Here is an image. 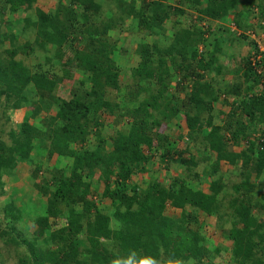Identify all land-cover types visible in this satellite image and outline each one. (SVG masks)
<instances>
[{"label":"trees","instance_id":"trees-1","mask_svg":"<svg viewBox=\"0 0 264 264\" xmlns=\"http://www.w3.org/2000/svg\"><path fill=\"white\" fill-rule=\"evenodd\" d=\"M37 1L0 0V94L8 96L14 111L27 108L19 130L9 132L12 148L5 154L6 148L0 145V186L4 177L12 176L20 163L30 161L44 145L60 163L47 168L41 182H37L39 172L33 174L34 188L46 201L30 219L36 226L31 237L11 239L30 251V261L23 263L118 264L124 259L128 264H157L167 257L182 264H215L220 248H211L202 228L191 225L200 222L198 212L214 215L223 198L230 210L233 264H264L259 257L264 251V221L253 213L254 209L264 211V194L260 199L254 196L251 182L264 177V72L258 70L264 68V52L245 34L252 28L249 4L243 0H176L177 6L169 0H55L56 8L50 12L36 8L35 18H15L21 11H32ZM186 5L207 23L205 32L182 26ZM256 5L264 19V0ZM232 13L237 30L242 31L237 36L239 44L250 47L253 58H261L255 62L242 58L230 84L222 89L206 76L222 72L223 44L203 54L198 47L212 34L211 24L228 22ZM173 18L178 19L172 23L170 41L165 46L141 44L137 50L141 60L131 70L140 81L157 84V90L147 86L148 98L123 111L108 97L109 90H120V70L113 59L118 46L111 32L130 21L132 31L165 33L167 21ZM222 32L229 31L222 28ZM34 55L40 62L29 61ZM171 69L181 73L178 85L186 94L175 102L169 92ZM76 73L89 79L79 82L85 92L73 90L68 100L58 96L60 84L73 80ZM182 80L191 86H184ZM219 102L229 111H219L227 120L218 124L209 112ZM53 109L56 113L50 114ZM92 112L115 116V125L124 119L131 122L106 138L100 131L103 124L91 117ZM42 113H46L42 121L46 130L34 123ZM179 115L185 117L196 151L180 161L168 146L169 135L159 131ZM257 130L258 137L253 135ZM91 136L95 144L88 146ZM147 143L150 147L145 152L142 145ZM242 144L245 148L235 154L232 147ZM150 152L158 154L167 168L178 162L186 175L172 178L166 186L159 180L149 181L147 188L130 183L133 176L148 172ZM221 162L235 168L232 173L239 182L226 183L228 175L220 173ZM200 164H206L204 174L217 176L207 191L198 189L203 182L196 171ZM96 171L100 172L97 181L104 184L100 197L111 202L110 211L102 210L91 192ZM169 208L181 210V217L170 216ZM4 209L6 219L24 218L13 200ZM58 220L65 224L54 229ZM82 234L89 243L83 248L79 245Z\"/></svg>","mask_w":264,"mask_h":264},{"label":"rangeland","instance_id":"rangeland-1","mask_svg":"<svg viewBox=\"0 0 264 264\" xmlns=\"http://www.w3.org/2000/svg\"><path fill=\"white\" fill-rule=\"evenodd\" d=\"M137 1L141 2V0ZM243 1L249 4V6L251 7V11L253 12V15L249 21L250 24H252V28L247 30L245 34L249 36L250 39L255 41L261 52H264V19H261L259 17V9L256 5L261 0ZM169 4H172L174 6L178 5L176 0H169ZM184 7L186 10V15L180 17L182 26L192 28L196 27L197 29L200 28L203 32H205L208 27L207 23L199 20V18H197L196 12L192 9H189L187 5ZM36 8L44 10L45 12H50L54 8H56V1L38 0L34 5L32 11H21L18 13V15H15V18L23 19L26 15L35 18ZM234 17L235 16L232 13L229 16L228 22L215 21L214 23H212V34L206 35L208 39L204 44H201L198 47V52L203 54L207 51H212L214 49V46L223 44V53L220 56V63L223 67L222 72L220 74L211 72V74L206 76V79L213 80V82L216 85H220L222 89H225L230 84L231 77L235 73L234 69L238 65L243 63V61H241L242 58L248 59L251 57L252 59H254L252 57L253 52H250V47L239 44V37L237 36H239L242 31L237 30L234 24ZM177 19L178 18H173L171 19V21H167V31L165 33L150 34L149 31H132V29H130V21L123 23V26L120 25L117 30L111 32V40H117L118 46V49L113 54V59L120 70V90H109L108 97L113 102L119 104L123 111L133 108L138 103L148 98L149 93L147 86L151 87L153 91H156L158 88V85L154 82L140 81L136 76H134L133 72L131 71L135 66L139 64L141 60V57L137 52L139 46L141 44H152L154 42H158L162 46H165L170 41L169 36L173 32L172 23ZM222 28L228 29L229 32L223 33ZM236 33H238L234 38L236 41L231 47V39ZM240 41L243 42V40ZM236 48H238V50L239 48H241V52L238 53ZM259 58H261V56ZM259 58H255V60ZM165 60L168 64H170V58H166ZM29 61L38 63L40 62V58L34 55ZM258 70H262V73L264 72V68L260 67L258 68ZM171 71L172 78L170 77L171 85L169 92L171 94L170 96H174L172 99L175 102L177 101V99L185 98L186 94L181 91L182 87L178 85V79H180L181 73L174 69H171ZM81 80H85L86 82H88L89 79L80 73H76L73 80H64L58 88L57 95L68 100L72 97L71 91L73 90H78L80 92L83 91L84 93V87H82L79 83ZM183 84L184 86H191V83H189V81H183ZM6 96L7 95L5 94H0V145H3V147L6 148L5 150H3L5 154H7L9 148L11 149L14 145L9 132L12 129L19 130L18 126L23 122L27 112V108L14 111L10 106L11 103L7 98L8 96ZM222 99L223 98L221 97L220 100L222 101ZM229 99L230 101H232L234 98L230 97ZM220 102L214 104V109L209 112L214 117L215 122L218 124L222 122L221 120H224V118L225 120H227L226 117H224L225 115L220 114L219 111H222L225 114H227L229 111V107L224 106ZM55 113V109L50 112V114ZM44 116H46V113H42L41 117L34 121L35 125L39 126L42 130H46L48 128L46 123L45 125L44 123H42ZM91 117L97 118L103 124V126L100 128V131L101 134L106 138H110L111 136H113L116 128L126 127L125 125L128 126L131 122L128 119H124L119 125H115V116L106 113L97 114V112H92ZM159 131L163 134L169 135L170 142L168 146L170 150L175 152L176 155L178 154V161H180L181 158H190L191 155L193 156V154H196L194 145L189 139V131L186 126L185 117L183 115L177 116L169 125H162ZM254 134L256 137H258L260 132L257 130L256 133H253V135ZM90 140L91 142L90 144H88V146L95 144L93 142L92 136L90 137ZM46 142L48 143L47 145L50 144L49 141ZM45 146L46 145H44V147L42 146L38 148L33 154L31 160L24 162L26 163V165H21V168L15 177H4L3 183L5 186H0V233H2L1 231H7L8 233V235L0 234V264H24L23 261L29 260L30 251L28 250L27 246L25 244L16 245L14 242H12L11 239L17 235H20L22 237H31L32 233L36 229V226L31 222L30 219L34 218L35 215H38V213L43 210V204L46 201V198L41 196V194L34 188V180L32 179L34 172H39L37 176V182H41L46 177L47 168L53 169L55 166L60 164L58 163V156L55 154L54 156L50 157L48 150L49 148L46 146L48 148L47 149ZM149 147L150 144H143L142 150H144L145 152L149 151ZM243 148H245L244 144L240 146H233L232 151L235 154H239L241 153ZM149 155L151 157L150 162L147 165L148 172L133 176L130 183H139L141 184V187L147 188L146 185L149 181L159 180L164 186H166L170 184L172 178H176L184 174L186 175L187 172L185 169L178 168V162L174 165L171 164V166L167 168L165 163L161 161L158 154H156L155 152H150ZM205 165L206 164H200L196 168V171L200 173L201 179L203 180L202 186H200L198 189L207 191L210 181H213L214 178L217 179V176L204 174L205 172H208L206 171L208 169L205 167ZM233 171H235V168L232 165L228 164L227 162H221L220 173L228 175L226 177V183H228V181L230 180V186L232 182H239L236 175L232 173ZM99 174L100 172L96 171L94 178L96 182L92 185L91 192L94 193L93 197L95 200L97 199L98 206L102 210L110 211L112 209L111 202L109 200H102V198L100 197V194L104 189V184L97 181ZM21 175L23 176V179ZM204 177L208 179L207 182L204 181ZM115 180V176L112 177L111 181L114 182ZM189 181H191L190 183L194 187V183H192L194 181L193 177H191ZM251 182L255 186V188L253 189L254 196L260 199V195L264 194V177H262L261 179L253 178L251 179ZM15 184H18V186H15ZM123 186H125V184ZM230 186H228V190L231 193L233 191ZM1 187H3V189H1ZM10 200L15 201V205L22 211L21 214H24V218H22L19 222H14L12 218L8 219L7 217L6 219L5 217L4 207ZM218 212L220 213V215H218ZM229 212L230 210L228 208V204L222 198L214 215L208 216L205 213L198 212L197 216L200 222L198 224L191 225L194 229L202 228V232L212 243L211 248H220V253L214 259L215 264H233L230 250L233 246V241L229 236V231L231 228ZM167 213L175 219H179L181 217V210L179 209L169 208ZM253 213L255 216L259 217L261 221H264V211L254 209ZM12 223L14 224L13 226L16 227V230H14V232L11 230L12 226L10 224ZM64 224L65 221L58 220L56 223H54V229L60 228ZM112 228L114 227L112 226ZM79 245L82 248L89 246V243L83 234L79 237ZM259 257H262V259L264 260L263 250H261V252L259 253ZM163 262L164 264H182L180 261H171V259L167 257L162 258L159 262H157V264H163ZM118 264H128V262L122 259Z\"/></svg>","mask_w":264,"mask_h":264},{"label":"crops","instance_id":"crops-1","mask_svg":"<svg viewBox=\"0 0 264 264\" xmlns=\"http://www.w3.org/2000/svg\"><path fill=\"white\" fill-rule=\"evenodd\" d=\"M21 165H26V163H24V162H22V163H20L19 164V166L16 168V170L14 171V173L12 174V177H15L16 175H17V173L19 172V170H20V168H21ZM21 177H22V179H23V176L21 175ZM20 178V177H19ZM29 179H30V177H29ZM3 186H5L4 185V183H3ZM15 186H18V184H15Z\"/></svg>","mask_w":264,"mask_h":264},{"label":"built area","instance_id":"built-area-1","mask_svg":"<svg viewBox=\"0 0 264 264\" xmlns=\"http://www.w3.org/2000/svg\"><path fill=\"white\" fill-rule=\"evenodd\" d=\"M253 61H254V62L256 61L255 58L253 59ZM254 65H255V63H254Z\"/></svg>","mask_w":264,"mask_h":264}]
</instances>
